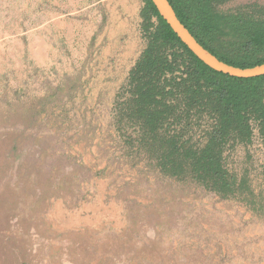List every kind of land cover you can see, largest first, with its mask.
Listing matches in <instances>:
<instances>
[{"label": "rangeland", "instance_id": "rangeland-1", "mask_svg": "<svg viewBox=\"0 0 264 264\" xmlns=\"http://www.w3.org/2000/svg\"><path fill=\"white\" fill-rule=\"evenodd\" d=\"M253 2L264 5L232 0L227 8ZM141 6L0 0V264H264V226L244 207L125 162L114 141L112 101L144 46ZM49 94L61 96L59 109L42 112L37 123L49 119V131H30L42 146L24 142L33 156L29 169H17L19 134L3 128L31 122ZM63 155L87 169L73 194L60 174Z\"/></svg>", "mask_w": 264, "mask_h": 264}, {"label": "trees", "instance_id": "trees-1", "mask_svg": "<svg viewBox=\"0 0 264 264\" xmlns=\"http://www.w3.org/2000/svg\"><path fill=\"white\" fill-rule=\"evenodd\" d=\"M141 1L144 46L110 108L109 128L124 161L237 203L264 226V157L257 155L264 154V76L238 79L210 69L180 42L150 0ZM167 1L196 42L219 61L238 68L264 63L263 4L227 8L232 0ZM67 95L73 98L72 92ZM60 99L49 94L47 103L33 108L31 122L3 128L21 138L11 146L17 169H29L33 155L24 154V142L27 148L42 146L30 131H49V119L37 120L42 112L53 116ZM59 160L62 180L74 186L69 193L78 192L87 169L68 155ZM39 162L31 173L35 181L43 172Z\"/></svg>", "mask_w": 264, "mask_h": 264}, {"label": "water", "instance_id": "water-1", "mask_svg": "<svg viewBox=\"0 0 264 264\" xmlns=\"http://www.w3.org/2000/svg\"><path fill=\"white\" fill-rule=\"evenodd\" d=\"M150 1L154 5L159 16L169 26L180 42L186 46V48L198 60H200L210 69L238 79H249L264 76V63L251 68H238L219 61L216 57L203 49L190 35L187 29L177 19L172 7L167 0Z\"/></svg>", "mask_w": 264, "mask_h": 264}, {"label": "crops", "instance_id": "crops-1", "mask_svg": "<svg viewBox=\"0 0 264 264\" xmlns=\"http://www.w3.org/2000/svg\"><path fill=\"white\" fill-rule=\"evenodd\" d=\"M10 264H36L35 262H33V261H31V260H26V259H24V258H18L17 259V261H15V262H12V263H10ZM47 264V263H46Z\"/></svg>", "mask_w": 264, "mask_h": 264}]
</instances>
